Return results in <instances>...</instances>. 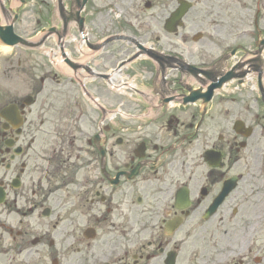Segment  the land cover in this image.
Masks as SVG:
<instances>
[{
    "label": "flooded vegetation",
    "instance_id": "flooded-vegetation-1",
    "mask_svg": "<svg viewBox=\"0 0 264 264\" xmlns=\"http://www.w3.org/2000/svg\"><path fill=\"white\" fill-rule=\"evenodd\" d=\"M83 1L0 4V28L25 41L0 54V264L23 253L38 264H235L251 237L235 228L239 187L207 212L236 177L234 124L249 118L219 96L229 82L206 106L204 95L235 64L228 44L249 37L243 15L216 0L199 43L218 55L188 62L171 46L187 42L186 18L165 30L181 0Z\"/></svg>",
    "mask_w": 264,
    "mask_h": 264
},
{
    "label": "rangeland",
    "instance_id": "rangeland-1",
    "mask_svg": "<svg viewBox=\"0 0 264 264\" xmlns=\"http://www.w3.org/2000/svg\"><path fill=\"white\" fill-rule=\"evenodd\" d=\"M195 2L194 9L190 12L187 17V42L181 44L175 39L171 40L172 49L175 46L180 47L179 52H184L185 57L188 62L193 61H209L212 60V56L218 55V50L212 46H206V41H202L199 44L194 43L192 38L196 33L203 31V27L207 26L211 20V8L217 4L216 0H192ZM224 4H232L233 2H226ZM254 1V0H253ZM252 0H235L234 4L241 5L236 9L241 14L245 16L246 19H241L245 22L243 28H246L248 32H254L255 24L254 20H257L258 32H264V0H260L259 6H255ZM257 13V14H256ZM260 28V29H259ZM252 34V33H250ZM208 36V35H207ZM253 36L247 37L240 44L245 46H253ZM202 45L205 47L204 50H199L198 46ZM229 47L234 48L236 45L233 43L228 44ZM2 48L0 49V54L5 53ZM178 52V51H177ZM190 54L194 55L190 58ZM232 95L229 98H233L234 113L241 114L243 117L249 118V123L254 125L255 118L256 121L261 122V126L256 129L255 136L250 140V148L243 155L242 160L236 165V174H241L243 176V181L239 187L238 192L235 194V203L242 204V212L240 216L237 217L235 228L238 231H244L245 236L247 230H249L250 221L254 217L258 220V225L255 231L248 237L245 238L243 251L237 256L235 254V264L238 260H244L245 264H257L255 258L260 257L262 259L261 264H264V107L261 102L260 92L258 91L256 81L251 80L243 85H232L227 89ZM234 92V93H233ZM219 106L217 110H219ZM125 111V110H124ZM14 220L18 217L14 216ZM241 232H234L230 235V240H236L238 246L241 247L240 239ZM231 248V247H230ZM239 249V248H238ZM38 256L31 253H23L20 256L11 254L12 264H38Z\"/></svg>",
    "mask_w": 264,
    "mask_h": 264
},
{
    "label": "water",
    "instance_id": "water-1",
    "mask_svg": "<svg viewBox=\"0 0 264 264\" xmlns=\"http://www.w3.org/2000/svg\"><path fill=\"white\" fill-rule=\"evenodd\" d=\"M190 8V5H186V8H184L183 10H181L178 14L176 13L175 15H174V18H172V20H171V22L172 23H174V21L175 22H177L179 19H181L182 18V16H183V14L185 13V11H188V9ZM262 45L264 46V42L262 43ZM232 77H234V76H230L228 79H230V78H232ZM227 79V80H228ZM214 88V87H213ZM213 88H212V90H213ZM233 187H234V185L233 184H231V186H229V188H228V190L224 193V195H223V197L224 196H226L232 189H233Z\"/></svg>",
    "mask_w": 264,
    "mask_h": 264
},
{
    "label": "bare ground",
    "instance_id": "bare-ground-1",
    "mask_svg": "<svg viewBox=\"0 0 264 264\" xmlns=\"http://www.w3.org/2000/svg\"><path fill=\"white\" fill-rule=\"evenodd\" d=\"M6 50V49H5ZM251 76L249 75L247 78H245L244 79V82L246 83V82H250L249 80H251ZM236 84V82H231L230 84H228V86H227V88L229 87V86H232V85H235ZM258 220H259V218L257 219L256 217H254L253 219H252V221H250V226H249V233H250V235L253 233V231L256 229V227H257V225H258Z\"/></svg>",
    "mask_w": 264,
    "mask_h": 264
}]
</instances>
